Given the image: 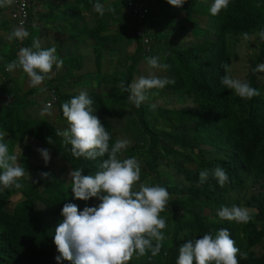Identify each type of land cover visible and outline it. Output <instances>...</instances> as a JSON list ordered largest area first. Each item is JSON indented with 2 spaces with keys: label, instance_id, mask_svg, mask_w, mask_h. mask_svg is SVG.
<instances>
[{
  "label": "trees",
  "instance_id": "1",
  "mask_svg": "<svg viewBox=\"0 0 264 264\" xmlns=\"http://www.w3.org/2000/svg\"><path fill=\"white\" fill-rule=\"evenodd\" d=\"M57 1L64 7L69 0ZM104 1L77 0L81 7L76 11L71 8V12L82 14L87 10L101 20L104 15L101 17L94 5L98 2L105 7ZM148 2L153 10L141 25L156 33L152 46L146 48L135 30L113 39L101 23L92 25L86 36L79 34L83 38L90 34L97 42L94 45L97 69L82 73L79 79L80 86L89 90L86 93L93 101V114L110 134L109 146L118 138L128 139L131 145L122 150L119 158L135 157L143 163L138 183L164 187L170 195L166 210L160 214L167 223L162 230L165 240L160 253L155 257L150 252L142 257L134 254L128 264H176L180 246L205 234L215 237L222 228L229 231L241 252L247 253V259L237 256L239 264H264V72H253L257 65L264 64V40L258 35L264 29V0H230L228 7L215 16L210 13L214 0H186L181 8L171 6L167 0ZM40 3L32 0V10ZM13 4L0 8V68L13 56L12 50L11 55H4L7 47H17V41L26 46L25 39L16 40L12 36L14 29L19 28L11 15ZM112 7L113 20L121 9L130 10L124 0H114ZM37 14L41 17V12ZM29 21L33 22V11ZM28 22L23 29L28 27ZM3 31H8V37L2 35ZM245 32L249 37L255 34L257 40L251 44L252 52L245 53L248 71L244 81L260 92L250 100L238 97L221 83L226 74L222 64H228L233 70L244 59L240 50L241 43L246 41ZM132 39L137 42L135 51L124 52L123 59L116 58L121 52L118 46ZM110 41L114 44L108 48ZM160 49L166 50L163 56ZM105 50L111 61L116 59L112 61V70L104 66ZM65 53L60 52L66 59L63 65L69 67V77L75 78L77 68L89 63L88 54ZM148 55L159 56L161 63L170 66L167 77L175 83L166 86L170 91L165 97L178 102L171 107L152 103L148 90L147 99L137 108L129 99L130 91L119 86L123 81L127 87L138 75H143L138 66L141 57ZM147 65L148 60L141 66ZM103 71L95 84L90 78ZM53 79L56 78L51 76L47 81L52 84ZM158 91L150 90L153 98ZM35 95V91H27L23 98L26 107H30ZM73 97L60 94V99L66 101ZM16 99V89L0 86V106L18 109L22 103L18 105ZM60 114L64 118L59 119L60 123L66 122L62 108ZM8 116L6 120H13L16 128L3 131L29 141L22 145L19 156V165L26 172L18 180L22 186L4 189L0 185V264H73L56 259L60 254L54 244V234L63 220L62 208L72 203L83 211L100 201L76 199L71 179H59L62 174L52 180L48 168L39 165L38 148L52 151L70 171L83 169V175H95L107 156L96 160L76 158L71 153V145L64 144L63 138L56 134L67 128L59 130L60 124L54 126L46 119L25 118L20 112ZM49 137L53 144L48 143ZM0 142L6 143L9 154H13L14 139ZM216 167H222L228 175L223 187L212 177ZM203 170L209 171V178L201 184L199 173ZM42 173L49 176L43 178ZM19 195L20 200L9 210L10 199ZM234 206L254 210L249 212L252 219L247 224L220 219L219 210Z\"/></svg>",
  "mask_w": 264,
  "mask_h": 264
},
{
  "label": "clouds",
  "instance_id": "2",
  "mask_svg": "<svg viewBox=\"0 0 264 264\" xmlns=\"http://www.w3.org/2000/svg\"><path fill=\"white\" fill-rule=\"evenodd\" d=\"M15 0H0V8L11 6ZM37 3L36 0H33ZM146 6L150 7V13L153 10L148 0H143ZM32 0L29 1V12H32ZM126 3V0H124ZM167 3L173 7L181 8L186 0H167ZM230 0H214L210 7V13L215 16L226 9ZM94 10L104 15L105 8L101 3H95ZM113 11V9H109ZM130 11V10H129ZM131 13V11H130ZM131 15H133L131 13ZM150 14L147 15V18ZM134 16V15H133ZM136 19L137 17L134 16ZM146 18V19H147ZM144 20V22L146 21ZM137 21L135 30L137 36L140 28L145 35L149 37V42L144 43L145 47L154 44V33L151 29L141 25ZM261 40H264V29L258 33ZM12 36L17 39H24L29 36L27 30L23 28L14 29ZM244 39H250L248 33L243 34ZM152 40V43H150ZM137 43L135 40H133ZM132 41V42H133ZM8 48L4 53L13 56L10 63L2 65L3 75L14 69H21L30 79L32 87L42 85L50 93L49 101L46 102L43 109L39 108L42 115L40 119L52 118L54 115L59 119L62 108L63 116L68 122V129L58 131L56 134L63 138L64 144L71 145V153L74 157H84L88 160H96L107 156L100 164V170L95 175H83V169H75L69 173L71 179V189L74 197L79 200L88 201L91 198H98L100 203L94 207H85L83 211L78 210V206L72 203L64 204L61 215L62 222L58 224L54 234V244L56 245L61 259L73 262V264H128L135 254L137 257L145 256L148 252L153 257L157 256L165 240L163 231L167 227L166 220L161 217V213L167 208L170 199L169 192L161 186H148L140 181L141 167L135 157L121 160L119 154L123 149L129 146L127 139H117L114 145L109 146L110 134L106 131L101 121L94 115L92 107L93 101L86 92H81L78 96L65 102L66 99H60V93L48 84L47 79H51L53 66L59 71L63 66V59H57L56 48L41 49L39 42H34L32 47L20 45ZM35 49V50H33ZM149 51V50H148ZM148 60V66L153 69L166 71L170 66L160 62L159 56L148 55L147 58L141 57L139 66ZM138 66V68H139ZM226 74L221 78V83L226 89L232 90L235 95L242 99H252L259 96L260 92L250 86L247 81L232 78L227 74L231 72L228 64H222ZM253 72H264V64L257 65ZM139 76V75H138ZM5 78L0 82L4 85ZM175 81L168 77L149 76L140 77L131 85L125 86L120 82V87L125 91H130L129 99L139 108L141 103L147 99L146 92L151 89H164L166 86L174 84ZM55 101L53 102V100ZM52 103V104H48ZM54 109H56L54 111ZM53 110L55 114L45 118L43 115H51ZM25 118H34L32 112L26 109L17 110ZM8 107L0 106V140L14 139L16 142L13 148V154H9V148L6 143L0 142V185L4 189L11 186L20 188L22 185L18 180L26 175L24 167L17 163L15 152L20 151L23 144L28 143L26 138L22 141L21 136L14 137L8 135L3 129H15L13 120H6ZM35 119V118H34ZM38 119V120H40ZM6 120V121H5ZM47 120V121H48ZM6 122V124L4 123ZM11 123V128L8 124ZM50 123H52L50 121ZM48 143L53 144L51 137L47 138ZM18 146L17 149L16 147ZM45 163L50 160V150L39 147ZM52 153V151H50ZM39 155V153H38ZM212 177L217 179L221 187L228 182V175L222 167H216L212 171ZM43 178L49 176L48 173H42ZM209 178V171L203 170L199 173L201 184ZM254 210H248L241 207H223L218 212L222 220L236 221L237 223L247 224L252 216L250 213ZM155 242V243H154ZM247 259V253H242L236 246L235 241L230 237L227 229H220L215 237L211 234H205L200 239L191 240L179 247V255L176 264H239L237 256Z\"/></svg>",
  "mask_w": 264,
  "mask_h": 264
},
{
  "label": "crops",
  "instance_id": "3",
  "mask_svg": "<svg viewBox=\"0 0 264 264\" xmlns=\"http://www.w3.org/2000/svg\"><path fill=\"white\" fill-rule=\"evenodd\" d=\"M65 2L66 0H62ZM71 2H76L77 0H69ZM37 2H41L39 4V13L41 12V20L38 24L35 22H28V27L25 30H28L29 36L24 38L25 39V44L27 47H32L34 42H39L41 49H49V48H56V53L55 55L57 56V59H63L65 62V55L60 56V52H66L65 54L67 55H75L77 52L79 54H84L80 52V50L88 44L92 50H93V56L95 57L94 54V45H97L96 40L93 38L92 35L89 34L86 38H83L79 35L77 28L78 24L80 22V19L82 20H87L89 26L85 27L83 26V29H81V35L86 36L88 34V30L90 27L95 26L96 24L101 23L104 26V31L109 32V33H117L119 37V34H123L124 30H120L118 26L113 25L115 24L117 18L114 17L115 20L111 17V14L113 11H109V9H112L110 4L113 3V0H105L104 5H105V13L104 17L99 20L97 19L96 15H93L94 13L87 12V10L83 11L82 14H75L73 12L70 13L69 18H67V15L63 17L62 14V9L64 8L62 4H60L59 1L57 0H37ZM66 3V2H65ZM55 12H60L59 17L54 16ZM45 13V14H44ZM74 15L79 17L77 20L74 19ZM86 15H89V17H86ZM9 16V14H8ZM101 16V15H100ZM102 17V16H101ZM129 17V16H128ZM65 18L68 19V23L70 25H65ZM130 18V17H129ZM46 23L45 25H43ZM132 29V27H129ZM129 29V30H130ZM4 32V31H3ZM1 33V32H0ZM6 33V32H4ZM126 33V32H125ZM115 37V38H116ZM113 38V37H112ZM114 39V38H113ZM133 41V39H132ZM133 43H135L133 41ZM35 50V49H33ZM135 51V48L132 52ZM107 52V50L103 51ZM10 63V61H8ZM96 59L94 62L89 61V63H85L84 67L88 66L90 68L89 71H94L96 70ZM59 71L56 70L55 65L53 66L52 73L50 75L52 77H55L56 79H53L50 84V86L54 89H57L59 93H67L71 94L73 91H69L68 89L70 88H82L86 89L85 87L80 86V79L79 77L82 75V73H85L83 71V68H77V70H81L82 73L77 74L75 71V75L77 77L75 78H70V70L68 66L63 65ZM88 72V71H86ZM5 78L4 85L6 87H12L16 89L17 92V99L16 103L20 105L22 102L23 98H25V95L27 91H35V98L33 99V103L29 105L30 107H24L27 112H31L33 110L34 106H38L39 108L43 109L42 107L45 106L46 102L49 101L50 93L46 88H44L42 85L38 87H32L30 84V79L27 77L26 73H24L21 69L17 68L14 69L11 72H8L7 75H3L2 72H0V82H2V79ZM0 86L2 84L0 83ZM44 91V95H43ZM74 91H77L74 90ZM89 91V90H88ZM79 94V93H78ZM17 107V106H16ZM16 107H8V111H13L15 110ZM41 116V115H40ZM42 117V116H41Z\"/></svg>",
  "mask_w": 264,
  "mask_h": 264
},
{
  "label": "rangeland",
  "instance_id": "4",
  "mask_svg": "<svg viewBox=\"0 0 264 264\" xmlns=\"http://www.w3.org/2000/svg\"><path fill=\"white\" fill-rule=\"evenodd\" d=\"M114 1V0H113ZM111 5H113V3L112 4H110V6ZM80 4L77 2H71V1H68L67 3H65V5H64V8L62 9V14H63V17H65V15H67V18H69V16H70V13H71V8H73L75 11L76 10H78V9H80ZM39 9H40V7L38 6V7H35L34 8V10H33V22H35L36 24H38L39 22H40V20H41V18L38 16V14H37V12L39 11ZM112 9H113V7H112ZM59 15H60V12H55V14H54V16H56V17H59ZM131 17V13H130V11L127 9V8H123V9H121L120 10V12H119V15H117V14H114V16L113 17H116L117 18V20H116V22H115V24H113V25H116V26H118V28L120 29V30H124L123 31V33H128V32H132L133 31V29H130L129 27H133V26H136V24H137V19L136 18H129V17ZM86 17H89V15H86ZM67 18H65V25H70L69 23H68V19ZM79 17H77V16H75L74 15V19L75 20H77ZM46 23H44L43 25H45ZM85 25H86V27H88L89 26V24H88V21L87 20H81L80 19V22H79V24H78V28H77V31H78V33L81 35V29H83V26L85 27ZM130 29V30H129ZM28 31V30H27ZM154 32V31H153ZM155 33V32H154ZM7 34H8V31L6 32V33H4V34H2L4 37H8L7 36ZM111 36L113 37V38H115L116 36H118V34L117 33H112L111 32ZM190 41V40H189ZM196 41V40H195ZM257 40H256V36H255V34H253L252 36H250V39H248V40H246V41H243L241 44H242V49L240 50L241 51V54L244 56V59L243 60H239V62H237L236 64H235V67L233 68V70H231V72L229 73V75H231V77L232 78H235V79H240V80H242V81H244L245 80V77H246V75H247V71H248V68H247V65H248V61H247V59L245 58V53H246V55L248 54V53H251L252 52V43L253 42H256ZM150 43H152V40H150ZM114 43H112L111 41L110 42H108L107 43V45H108V48H109V46L110 45H113ZM155 44V43H154ZM157 44V43H156ZM179 44V43H178ZM248 46V47H247ZM136 47V43H133L131 40H128V41H126V42H124V44L123 45H119L118 46V48L120 49V55H117L116 56V58H120V59H123L124 58V52H126V53H131L133 50H134V48ZM245 47H247V49H244ZM8 51V47L6 48V50H5V52H7ZM160 52L162 51V49H160L159 50ZM80 52H82V53H87L88 55H87V57H89V59H90V61L91 62H94V60H95V57L93 56V50H92V48L88 45V44H86L81 50H80ZM166 53V50H164L163 49V51L161 52V55L163 56L164 54ZM160 55V56H161ZM114 60H116V59H114ZM114 60H112V61H114ZM111 60H110V56H109V54L106 52V57L105 58H103V63H104V66L106 67V68H108V69H110V70H112L113 69V62H112ZM241 63V66H239V64ZM143 64V63H142ZM141 64V65H142ZM139 66V68H138V70L140 71V72H143V77H145V78H147V77H149V76H158V77H167V73H166V71H164V70H160V69H153V68H151V67H149L148 65L146 66V68H144V67H142V66ZM3 67H2V65H1V68H0V72H2V69ZM62 68H64V67H62ZM90 70V68L88 67V66H86L85 68H83V71H89ZM3 73V72H2ZM76 73L77 74H80V73H82V71L81 70H77L76 71ZM102 74H104V71L103 72H101V73H98L97 74V76L96 77H92V78H90L91 80H93L94 82H95V84H96V82H97V80H98V77L100 76V75H102ZM137 74H139V73H137ZM141 76V77H142ZM140 78V76H137L136 78H135V80L134 81H136V80H138ZM77 89V91H74V90H76ZM70 92L71 91H73L72 93H71V95H74V96H78L82 91L83 92H86L87 90L86 89H82V88H70V89H68ZM153 90H155V91H158V89H153ZM170 90L167 88V87H165L164 89H162L160 92L158 91V94L157 95H155V93H154V98L152 97V95L150 94V90L148 91V95H150L151 97H150V101L152 102V103H155L156 105H159V106H167V105H169V107H171V105H173V104H175V103H178L177 101H174L173 99H169V98H167V97H165L166 96V94L169 92ZM79 93V94H78ZM43 95H44V91H43ZM164 95V96H163ZM146 96H147V94H146ZM170 97H172V95H170ZM26 99H23L22 100V105L21 106H19V108L17 109V110H22V109H24V107H26L27 106V103H26V101H25ZM65 102H68V101H66L65 100ZM43 108V107H42ZM39 110V108L38 107H33V110H31V112H32V116L35 118V119H40V112L38 111ZM56 109H54V111H55ZM52 111V114L49 116V115H47V114H45V115H43V117H45V118H48V117H51V116H53L54 114H55V112L53 111V110H51ZM57 114H59V111H57ZM57 114L56 115H54L52 118H49V122L51 121L53 124H54V126H57L58 124H60V127H58L57 129H59V130H64L65 128H67L68 129V127H69V125H68V122L66 121V122H62V123H60V121H59V117L57 116ZM42 116V115H41ZM115 116H112L111 118H114ZM0 118H2V115H1V117ZM1 121H2V119H0V123H1ZM111 121H113L112 119H111ZM0 128H4V126H2V124H0ZM119 139V138H118ZM124 139H126V138H124ZM128 140V139H127ZM129 145H131V142H130V144ZM17 149H20V148H18V146L16 147ZM49 152V155H50V160L48 161V163L46 164L45 163V161H44V159H43V157H42V155H41V153L39 152V155H38V158H39V165L40 166H42V167H46V168H48V170L51 172L50 173V176H51V179L52 180H54V177H55V175H57V174H62V175H64V176H59V179H65V178H70V176H69V173L71 172L69 169H68V167H67V165L65 164V162L63 161V160H61V159H59V158H56L55 156H54V154L53 153H51L50 151H48ZM16 156H17V163L19 164V156H20V151H18V152H15L14 153ZM139 164H140V167H142L143 166V163H141L140 161H139ZM63 170H65V171H63ZM13 187H14V185H13ZM20 195L19 196H13L11 199H10V202H9V204H8V207H9V210H11L12 208H14L15 207V205L17 204V202L20 200ZM188 235V234H187ZM259 249V248H258Z\"/></svg>",
  "mask_w": 264,
  "mask_h": 264
},
{
  "label": "built area",
  "instance_id": "5",
  "mask_svg": "<svg viewBox=\"0 0 264 264\" xmlns=\"http://www.w3.org/2000/svg\"><path fill=\"white\" fill-rule=\"evenodd\" d=\"M30 0H15L13 4L12 17L17 20L18 27L22 28L23 25L27 24L30 12L28 9V4ZM126 4L130 9L131 13L137 17V21L142 23L147 15L150 14V7L146 6L143 0H126ZM138 34L143 38L145 44L149 42V37H147L142 28H140ZM18 40L17 38H14ZM55 99L53 100V102ZM52 104V103H48Z\"/></svg>",
  "mask_w": 264,
  "mask_h": 264
}]
</instances>
